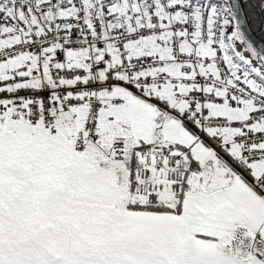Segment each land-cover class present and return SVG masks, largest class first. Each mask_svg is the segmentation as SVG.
<instances>
[{"label":"snow or ice","instance_id":"obj_1","mask_svg":"<svg viewBox=\"0 0 264 264\" xmlns=\"http://www.w3.org/2000/svg\"><path fill=\"white\" fill-rule=\"evenodd\" d=\"M0 264H264V0H0Z\"/></svg>","mask_w":264,"mask_h":264},{"label":"trees","instance_id":"obj_2","mask_svg":"<svg viewBox=\"0 0 264 264\" xmlns=\"http://www.w3.org/2000/svg\"><path fill=\"white\" fill-rule=\"evenodd\" d=\"M257 15H259L257 11ZM249 26L251 27V21L249 22ZM251 32L254 34L256 38L260 40V35H259V29L258 28H252Z\"/></svg>","mask_w":264,"mask_h":264},{"label":"water","instance_id":"obj_3","mask_svg":"<svg viewBox=\"0 0 264 264\" xmlns=\"http://www.w3.org/2000/svg\"><path fill=\"white\" fill-rule=\"evenodd\" d=\"M249 34L252 36V38H253L254 40H256L257 42H259V39L256 38L252 32H250Z\"/></svg>","mask_w":264,"mask_h":264}]
</instances>
